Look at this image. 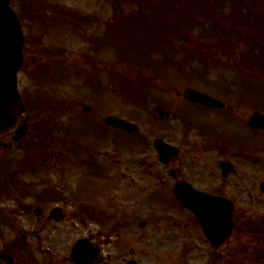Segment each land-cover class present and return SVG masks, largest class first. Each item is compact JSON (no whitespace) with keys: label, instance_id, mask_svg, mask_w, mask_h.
Returning <instances> with one entry per match:
<instances>
[{"label":"flooded vegetation","instance_id":"1","mask_svg":"<svg viewBox=\"0 0 264 264\" xmlns=\"http://www.w3.org/2000/svg\"><path fill=\"white\" fill-rule=\"evenodd\" d=\"M200 93L223 107L185 101L181 92L156 101L168 118L150 127L149 137L126 134L112 143L94 197L61 201L39 185L35 200L0 201V264H240L253 247L260 252L264 129L249 120L264 116V94ZM157 139L178 154L161 162ZM176 190L223 200L228 239L212 247ZM227 229L218 225L215 238Z\"/></svg>","mask_w":264,"mask_h":264},{"label":"rangeland","instance_id":"2","mask_svg":"<svg viewBox=\"0 0 264 264\" xmlns=\"http://www.w3.org/2000/svg\"><path fill=\"white\" fill-rule=\"evenodd\" d=\"M12 1L16 4L19 0ZM24 1V15L21 10L20 13L25 24L33 22L34 25L35 23L39 25L36 16L32 17L31 15L30 5L27 6L28 0ZM41 1L47 4H56L63 10H66L65 13L70 12V14H77L81 20L83 17L94 19L95 23L93 22V24L85 26L82 22L76 24L75 21L71 20L70 22L65 18L62 20L65 24L61 29H54L53 31L47 30L42 33L39 38H35V32L32 34L31 42L33 44V53H31L29 59H25L29 61L26 62L24 68L19 73L18 90L26 97H33L35 102H33V104L39 105H35V109L40 112L34 123L32 133L19 145L12 146L10 150L6 151V153H17L19 155V162L24 157L22 154H27L28 152L32 153V155L37 154L38 147H42L41 143L45 142V139L49 141L55 134H61L63 136L68 132V129L70 131H76L77 133H79L80 130L82 131L79 136L77 135V140L79 139L80 142H88V138L90 142H92L93 138L96 139L94 132H101V127L94 124L89 125L86 121L101 123L108 115H114L137 124L142 130V134L147 136L149 133V124L153 120V113L151 112L152 106L149 107V109H138L135 107V104H129L130 101L128 99L121 98L123 94L120 93V97L118 92H183L187 87L201 92H216L215 89H221V92H253L249 90L248 83L245 84L241 81L244 78H240L234 71H231V69L235 70L238 68L236 65H239L240 57L243 56V62H245L246 50L244 47H247L246 44L249 46H264V16L260 15L252 18L247 26L238 24L233 28V22L231 20L227 21V16L229 14V11L225 9L228 8L227 4L225 7L221 8L222 6H219L214 0H199L201 8L197 5H192L195 0H114L113 3H111L110 0ZM218 1L220 2V0ZM234 2L237 1L234 0ZM138 3L139 12L143 4L142 10L148 11V13L161 15L169 14V16L165 17V20L167 23L171 20L169 33H171L172 38L170 36L166 42V34L164 43L170 44L169 46L171 48L167 46L165 50L171 52V63L170 65L167 63L162 65L165 68H170L168 73L165 70L156 69L154 65V59L160 57L158 46L155 48L157 42L154 45V43L147 41V52L139 40H137V45L136 41H130L131 44L126 42L123 46V40L118 38L116 42L120 46H114V48L112 46L114 43L113 38H117L119 35L117 27L114 29L119 19V14L117 15L115 13L113 5L116 6L117 4L118 9L121 11V16L123 15L129 18L133 17V13L135 9H137L136 4ZM153 3H155L153 8L148 7V5ZM181 4L191 5L192 11H205L209 16L192 17L191 19L195 22L198 21L200 26L195 28V26L190 23V20V22L185 24L187 26L186 28L180 21H177V19H181L183 13V8L180 6ZM260 4L263 6L261 13L264 14V0H242L240 6L248 11L254 6H261ZM236 5L237 3L234 6ZM254 11H256V9ZM173 12L174 16L171 15ZM239 13L240 11L238 10L234 14L230 13V15H232L231 17L233 18L234 16H238ZM247 17L248 16H245L242 20H245ZM145 18H148V16ZM159 18L161 17L152 19ZM168 18L170 20H168ZM139 19L141 20L144 18L142 17ZM174 21H177L178 24ZM156 23L157 22H148L147 26L148 28H154ZM121 25L123 29L130 31L135 29V26L132 24L125 25V23L120 22L118 26ZM136 26L141 27L140 24ZM142 26L144 27V25ZM238 27H240V29H238ZM105 29H108V37L106 39H99L97 45L107 44V48L97 50V52L94 53L87 37H97L100 32ZM163 34L164 30L157 32V36ZM183 35L187 43H184L182 38ZM125 37H128L129 41L138 39L139 34L135 31L133 33H128ZM132 43L134 44L135 50L137 49L136 52H134L135 50L132 48ZM199 44L203 48L202 51L205 56L209 53L204 59H201V55L199 54L187 55V53L184 55L180 50L172 49L173 47L179 49L180 45H185L187 49H190L189 51L191 53L196 52L197 49L194 48ZM129 46L130 49L127 50ZM237 48H240V51ZM54 49L55 51L53 52L52 50ZM122 49L125 50L126 57L122 53ZM47 54L50 58L46 56ZM40 57H42V63H48L44 60V57L52 60L56 57V59L59 58L63 64H67L65 65L67 67L65 68L67 74L65 72L62 73L65 74L63 75L65 79L54 75L51 78H47L46 75H43L44 92H38L40 87L35 86L33 83L38 75L37 71H39L40 66L38 59H40ZM231 57L233 58L231 59ZM118 58L125 61L118 63ZM251 58L254 59L252 56ZM255 61L257 62V60ZM155 62L158 64L159 59L155 60ZM91 63H96L100 68L107 67V71L111 68L108 71L111 73L107 72L106 87H104L103 84L106 90L105 92L99 87L98 79H96L95 83L93 80L89 79L90 75L88 73H90L91 70L88 68V65ZM246 63H249V61H246ZM256 67L260 68V66ZM177 68L179 71H177ZM199 68H203L205 72L202 70L199 71ZM240 68H242V66ZM218 70H220V72ZM255 72L256 71H250L249 75H255ZM157 73L161 74V76L156 77V75H158ZM39 74L41 75V73ZM42 78L41 75V79ZM88 79L97 88H93L90 91L84 84ZM254 79L256 78L251 79L253 82L250 84L251 87H254L257 82V80ZM238 81H240V83ZM115 88H117V90ZM86 92L89 93L86 94ZM94 93H97L96 97L93 96ZM120 98L125 101L123 100L119 103ZM84 105L90 106L89 113H83L81 111ZM43 106L48 107L45 108ZM49 106H53V108ZM55 111L56 113H54ZM83 128L90 130L88 136H86ZM107 136L118 137V135L111 134ZM3 140L7 143L10 141V136L8 135ZM28 143L31 145L26 146ZM48 143L57 150L55 141ZM48 143H46V145H49ZM100 143H102V145L104 144L102 141ZM81 145V149L84 150L87 144ZM88 146H90V149L87 150V158L82 160H91L95 152L94 150H97L96 154H103L104 149H99V143L97 144V149L91 144H88ZM48 153L49 152L44 150V154ZM43 158L45 157L43 156ZM34 163L36 162L34 161ZM54 168L53 163L50 169H47L44 165L43 170H35L38 176L40 175L44 178L45 182H50L52 185L69 187L68 190H73L75 185L86 180L84 176L85 169L83 168L75 169L74 167L67 166V171H55ZM24 181H28L31 184L36 183L35 178L31 177H25ZM96 182L99 183L98 181ZM64 197H67V195L65 194ZM263 254L264 252L258 255H252V257L256 258ZM251 264H264V257L261 260H259V258L257 260L252 259Z\"/></svg>","mask_w":264,"mask_h":264},{"label":"water","instance_id":"3","mask_svg":"<svg viewBox=\"0 0 264 264\" xmlns=\"http://www.w3.org/2000/svg\"><path fill=\"white\" fill-rule=\"evenodd\" d=\"M21 45L20 28L8 8V0H0V133L8 130L24 111L16 92V73L22 64ZM107 122L122 126V122L113 118L107 119ZM24 133L25 127H20L16 138Z\"/></svg>","mask_w":264,"mask_h":264}]
</instances>
